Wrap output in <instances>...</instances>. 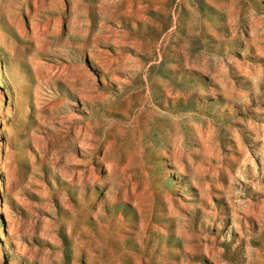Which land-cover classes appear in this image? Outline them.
I'll return each instance as SVG.
<instances>
[{
    "label": "rangeland",
    "instance_id": "374dc122",
    "mask_svg": "<svg viewBox=\"0 0 264 264\" xmlns=\"http://www.w3.org/2000/svg\"><path fill=\"white\" fill-rule=\"evenodd\" d=\"M0 264H264V0H0Z\"/></svg>",
    "mask_w": 264,
    "mask_h": 264
}]
</instances>
